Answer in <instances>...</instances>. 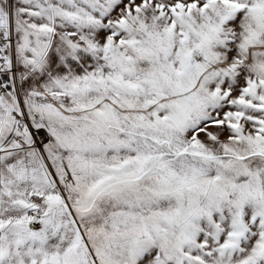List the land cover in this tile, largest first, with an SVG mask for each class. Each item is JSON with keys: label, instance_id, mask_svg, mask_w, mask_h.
Returning a JSON list of instances; mask_svg holds the SVG:
<instances>
[{"label": "snow or ice", "instance_id": "obj_1", "mask_svg": "<svg viewBox=\"0 0 264 264\" xmlns=\"http://www.w3.org/2000/svg\"><path fill=\"white\" fill-rule=\"evenodd\" d=\"M0 264H264V0H0Z\"/></svg>", "mask_w": 264, "mask_h": 264}]
</instances>
